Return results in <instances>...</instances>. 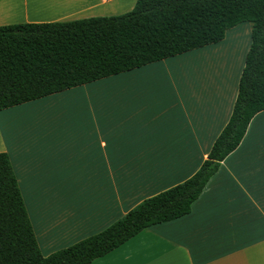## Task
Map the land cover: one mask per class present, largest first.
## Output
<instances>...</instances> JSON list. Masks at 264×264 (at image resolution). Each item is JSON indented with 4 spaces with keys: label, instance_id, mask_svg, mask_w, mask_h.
<instances>
[{
    "label": "crops",
    "instance_id": "0c3cea01",
    "mask_svg": "<svg viewBox=\"0 0 264 264\" xmlns=\"http://www.w3.org/2000/svg\"><path fill=\"white\" fill-rule=\"evenodd\" d=\"M136 1L0 0V26L118 16ZM248 25L216 44L0 111V153L42 256L103 231L199 170L231 116ZM49 104L58 115L45 113ZM90 264H264V111L188 215Z\"/></svg>",
    "mask_w": 264,
    "mask_h": 264
},
{
    "label": "trees",
    "instance_id": "16d2710c",
    "mask_svg": "<svg viewBox=\"0 0 264 264\" xmlns=\"http://www.w3.org/2000/svg\"><path fill=\"white\" fill-rule=\"evenodd\" d=\"M249 23L231 116L199 170L103 231L41 255L6 153H0V264H90L141 231L188 215L223 160L264 111V0H137L118 16L0 26V111L222 41Z\"/></svg>",
    "mask_w": 264,
    "mask_h": 264
},
{
    "label": "rangeland",
    "instance_id": "374dc122",
    "mask_svg": "<svg viewBox=\"0 0 264 264\" xmlns=\"http://www.w3.org/2000/svg\"><path fill=\"white\" fill-rule=\"evenodd\" d=\"M248 26H250V25H248ZM73 94H76L75 97H77V98H87V95H84V93H80V94H78V93H73ZM64 97H66V95H65ZM70 97H72V94H71ZM73 98H74V96H73ZM45 113H48V114H50V115H52V116H54V115H58V113H59L58 105H50V104H49V105L46 107V111H45Z\"/></svg>",
    "mask_w": 264,
    "mask_h": 264
},
{
    "label": "built area",
    "instance_id": "2783aa9c",
    "mask_svg": "<svg viewBox=\"0 0 264 264\" xmlns=\"http://www.w3.org/2000/svg\"><path fill=\"white\" fill-rule=\"evenodd\" d=\"M103 1H107V0H103Z\"/></svg>",
    "mask_w": 264,
    "mask_h": 264
}]
</instances>
